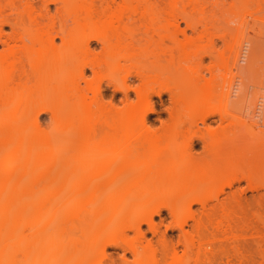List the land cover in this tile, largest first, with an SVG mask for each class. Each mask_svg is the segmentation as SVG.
Listing matches in <instances>:
<instances>
[{
  "label": "bare ground",
  "instance_id": "1",
  "mask_svg": "<svg viewBox=\"0 0 264 264\" xmlns=\"http://www.w3.org/2000/svg\"><path fill=\"white\" fill-rule=\"evenodd\" d=\"M261 7L264 0H0V264H15L19 250L37 245L38 237L23 231L39 229L40 223L22 214L45 199L69 203L58 221L42 223L55 231L41 244L55 243L63 255L68 246H79L78 264H93L96 246L120 249L124 263L131 253L142 264H242L237 245L227 238L218 242L216 232L235 237L232 229L244 220L245 190L226 193V187L245 179L257 193L254 202H264V178L251 180L264 167V145L261 141L259 153L243 159L236 137L214 140L215 149L202 156L193 151L184 124H206L216 112L210 106L215 97L244 102L239 94L245 99L247 87L239 88V74L244 65L251 71L261 52L259 38L244 23L247 16L264 23ZM223 20L226 27L208 32V21ZM204 35L209 48L198 44ZM216 40L226 45L221 58L225 64L231 60L235 71L224 67L221 80L211 85L201 80L200 66L204 54L216 56ZM246 56L251 62L241 67ZM261 56L254 63L263 71ZM103 84L122 93L121 106L105 99ZM164 93L172 107L155 127L147 117L154 113L153 97ZM43 113L50 115L51 127L42 125ZM204 138L198 136L207 149ZM213 185L219 189L211 197L207 190ZM109 189L111 207L99 205ZM220 193L226 196L220 199ZM162 210L172 223L154 220ZM95 212L129 219L106 233L105 223H98L88 235ZM72 213L81 237L56 238ZM168 230L179 231L175 241ZM152 237L159 251L151 248Z\"/></svg>",
  "mask_w": 264,
  "mask_h": 264
},
{
  "label": "rangeland",
  "instance_id": "2",
  "mask_svg": "<svg viewBox=\"0 0 264 264\" xmlns=\"http://www.w3.org/2000/svg\"><path fill=\"white\" fill-rule=\"evenodd\" d=\"M258 16L264 18V7H261V12L258 14ZM179 25H180V28L185 27V24L183 21H179ZM209 26L211 27V29H209L208 32L213 33L219 29H222L223 27H226V23L224 20L221 21L220 23L208 21V27ZM244 26H245L244 28L246 29L248 34H250L251 37L256 36L257 38H259V47H261V52L259 53L260 55L258 56L257 60L252 59L253 63L251 64V65H254V68H255V65L257 67V64H255L256 61L260 62L259 60L262 57L261 55L264 53V35L260 36L259 34L262 26L264 29V23L255 21L253 20L252 17L247 16V21L246 23H244ZM186 33L191 34V31L187 29ZM181 38L182 36L179 35V39ZM208 39H209V36L204 35L201 38V40L198 42V44H200L201 46L208 45ZM216 42H217L216 56L212 57L213 55L209 56L208 54H204V58L200 66L201 80L209 81L211 85H213L215 81L221 80L220 76L221 74L224 73V67L227 66L228 69L231 68L233 72L235 71L234 68L231 67L232 66L231 60L227 64H225V61L221 58V56L222 57L226 56V45L221 40H216ZM244 43H243V46L246 45ZM163 46L168 47L169 43L165 42ZM207 48H209V45L207 46ZM248 55L250 54L248 53ZM246 58L242 62H246V60L249 59V56L247 59ZM176 61L180 63L182 62V58L180 56H177ZM162 62L163 60L160 62V64H162ZM242 62H239L240 63L239 66H241ZM244 64H247V62L243 63L241 67H243ZM247 68L248 67H245L244 65L245 70L242 71L244 74H242V72H241L242 76L239 74V84H240L239 88L243 90L244 88L246 89L247 87V91L245 90L246 91L245 92L246 94L244 97L245 99H241L244 96L243 95L244 93H242L243 96L239 94V99L244 100V102L241 101V104H243V106L241 104H240L241 106L236 105L237 103L232 104L231 100H229L231 101L230 102L231 104L228 102H224V99L221 100V98H220L221 100L220 101L219 97L218 98L215 97L214 99L210 101V106L214 107L216 112L208 118V120L206 121L207 122L206 124L203 125V124H200L199 122L196 123L197 126L194 125L193 123L184 124V131L188 130L189 134L192 136V139L194 141L193 144L195 147L193 151L200 153L202 156H208L212 152L211 149H215L214 140H216L217 143H220L226 138L236 137L237 143L239 146V155H241L243 159H245L246 156L249 158H253L256 151L259 153L258 147L261 144L260 142L262 141V145H264V139H262L264 138V116H263L264 115V109H263L264 108V100H263L264 98H262L264 96V88H263L264 86L262 87V85H264L262 84L264 82V73H262L263 77H261V73H257L258 75H260V77H258V75L257 76L255 75L257 71L256 72L252 71L254 70V68H251V71H250V68L248 69ZM259 71L260 70H258V72ZM260 72H264V70ZM243 75H245L246 78L243 79V77H245ZM253 77H254V80H253ZM260 78H263L261 79L262 83L260 81ZM247 79H250V80H247ZM257 81L259 82L261 86L259 85L258 87ZM247 82L248 84L246 86ZM256 87L258 89L260 88L259 91L260 90H263V91L261 92L256 91L257 89ZM240 89H239V92L242 91ZM103 94H104L105 99H109L111 97V99L116 105L121 106L120 99H121L122 93L120 91H114L112 87L103 84ZM253 97H255V99ZM246 98H249L250 103L247 102L248 100H246ZM252 100H253V103H252ZM153 101L155 102L154 113H149L147 119L151 125L155 127H159L161 125L160 121L165 122L168 119L169 108L172 107V104L170 103L169 96L166 93H164L160 97V99L156 96L153 97ZM234 105H236L237 107L235 106L236 107L235 108ZM245 107L247 108L244 110ZM250 110L252 112H249ZM40 121L42 125L50 124L51 122L50 115H48L47 113L45 114L43 113L40 117ZM49 126L51 127V124ZM201 134L205 135L204 140H205V144L207 145V149L203 148V141L198 139V136H200ZM226 142L228 143L229 140L227 139ZM207 143L210 145H208ZM260 148H262V146H260L259 149ZM263 150H264V146L262 150L260 149L261 153H264ZM258 153L256 157L258 156ZM262 162L264 164V159L262 160ZM241 170L246 171L247 169L245 167H242ZM261 178L262 179L264 178V167L262 168L260 173L258 172L257 176L252 178L251 180L253 182L257 180L260 181L262 180ZM262 182H264V179L262 180ZM247 185L248 184L245 181V179H241L239 182L234 183L231 188L226 187L224 189L226 193H231L233 191L239 192L241 190H245L244 193L242 192V195L247 199V201L242 204L243 210L245 211L244 220H239L238 226L232 229V232L233 234H235V237H231L228 232L223 234V232L218 231L216 232L217 240L218 242H222L225 238H227L228 242L237 245V248L239 249V259L243 260L242 264H258V262L259 264H261L260 262L264 264V202L261 205L255 203L253 197H255L257 193L254 190H250V188L248 189ZM218 189H219L218 186L213 185V187L207 190V194L212 197L213 195H215ZM111 191L112 189H109L100 196V198L97 200L99 205L111 207L112 202L114 201L113 199L109 197V194ZM257 191L258 193H262L263 189L260 188ZM226 193H220L219 198L222 199L224 196H226ZM31 200H38V198H34ZM68 203H69V199H64L61 201L59 199H45V201L42 202L40 205L35 206L36 208L32 207L31 209L27 211H23V214H22L23 219L34 217L35 220L38 223H40V225H38L39 229L38 228L33 229V230L25 229L23 231L24 232L23 234L27 236L28 238H29V235H31V237L32 235L37 236L38 237V238L36 237L38 239L37 242L40 244L37 243L35 247L31 248L30 250H27V252L30 251L32 255H30V253L26 254L27 252H25L26 251L25 249H23V251L22 249L19 250L16 256L17 258H15L16 261H14L15 264H78L80 263L78 262L79 261L78 259H80L78 258L80 257L78 255L79 249H80L79 246L78 247L68 246L66 248L67 254L64 253L63 255L62 249L59 246H57L55 243H54L55 245L53 244L55 246L54 248H52L53 245L47 246L49 247L50 250L47 247H45L46 246L45 244H44L45 246L41 244V243H46L44 240H47V236H49L48 238H50V235L53 234L52 231L54 230L53 228L52 229L47 228L48 226L47 227L44 226L46 229H43L44 227L41 228L42 223L44 224V222H48L49 220L52 222L58 221L61 216V211L67 206ZM197 208H198V205H194L192 207V211H194ZM176 212L180 213L181 207H178ZM74 214L75 213H72V215L68 216L65 219L67 221V224L64 226V229L57 231L56 238L70 239V238L81 237L82 232L80 231L79 227L76 226L78 224H77V221H75L74 219L76 217H73ZM79 216H80L79 218L81 219L84 217H87V215H84V216L79 215ZM160 216H161L160 218L157 215L154 216V220L158 222L159 219L163 218L164 219L163 224H169L174 221L173 218L170 217V215L168 214L166 210H162V212L160 213ZM128 219H129V216H127V214L120 215L119 213H114L112 215L111 214L104 215V213L95 212L89 218L90 225L85 230V233L86 234L88 233L89 235L90 231L94 228L96 224L103 223V222L105 223V233H106L111 227L115 226L116 224H122ZM190 223L191 221H189V224ZM142 228L145 229L146 226L144 225L142 226ZM163 228L164 227L161 226V229ZM186 229L190 231L189 227H186ZM33 231L35 234L33 233ZM178 233H179L178 230H173V231L168 230L167 236L173 237V240L175 241ZM147 236L150 238L151 234L147 233ZM128 237L130 239H134V233L131 231L128 232ZM151 244H152L151 248L159 251L160 247L156 241V237H152ZM38 245H40L41 247ZM42 246H44V248L46 249H44ZM179 249H181V246H179ZM59 251L62 253H60ZM92 253H93V260H94L93 264H112V262L113 264H126V263L127 264H142L141 260L137 259V257H134L133 254L131 253L126 254V263H124L122 261L123 257H122L121 250L115 247H106L103 251H101L100 246H96L92 250ZM149 253L151 254V251H149ZM155 253L156 255H158V252H155ZM181 253L182 252L179 250L178 255H181ZM22 254H25L24 257ZM227 254L232 255L233 252L230 249H228ZM145 255L148 256V253H146Z\"/></svg>",
  "mask_w": 264,
  "mask_h": 264
}]
</instances>
